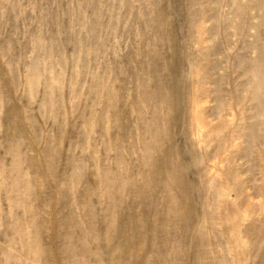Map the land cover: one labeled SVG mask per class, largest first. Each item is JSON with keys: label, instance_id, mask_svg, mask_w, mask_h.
<instances>
[{"label": "rangeland", "instance_id": "obj_1", "mask_svg": "<svg viewBox=\"0 0 264 264\" xmlns=\"http://www.w3.org/2000/svg\"><path fill=\"white\" fill-rule=\"evenodd\" d=\"M0 264H264V0H0Z\"/></svg>", "mask_w": 264, "mask_h": 264}, {"label": "bare ground", "instance_id": "obj_2", "mask_svg": "<svg viewBox=\"0 0 264 264\" xmlns=\"http://www.w3.org/2000/svg\"><path fill=\"white\" fill-rule=\"evenodd\" d=\"M198 125V124H197Z\"/></svg>", "mask_w": 264, "mask_h": 264}]
</instances>
